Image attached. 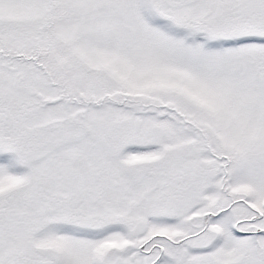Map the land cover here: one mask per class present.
<instances>
[{"label": "snow or ice", "instance_id": "1", "mask_svg": "<svg viewBox=\"0 0 264 264\" xmlns=\"http://www.w3.org/2000/svg\"><path fill=\"white\" fill-rule=\"evenodd\" d=\"M0 264H264V0H0Z\"/></svg>", "mask_w": 264, "mask_h": 264}]
</instances>
